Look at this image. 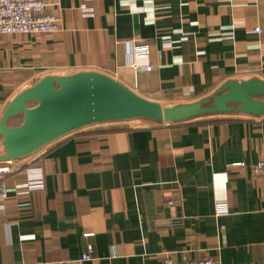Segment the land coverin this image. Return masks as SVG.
<instances>
[{"label": "crops", "instance_id": "1", "mask_svg": "<svg viewBox=\"0 0 264 264\" xmlns=\"http://www.w3.org/2000/svg\"><path fill=\"white\" fill-rule=\"evenodd\" d=\"M44 1L56 32L0 34V122L47 76L103 73L163 106L264 82V0ZM263 156L264 115L72 133L1 176L0 264H264Z\"/></svg>", "mask_w": 264, "mask_h": 264}, {"label": "water", "instance_id": "2", "mask_svg": "<svg viewBox=\"0 0 264 264\" xmlns=\"http://www.w3.org/2000/svg\"><path fill=\"white\" fill-rule=\"evenodd\" d=\"M19 114L23 122L10 126V119ZM224 114L263 116L264 82L231 80L202 100L163 106L103 73L47 76L6 108L0 122L5 149L0 163L28 157L91 126L133 120L172 124Z\"/></svg>", "mask_w": 264, "mask_h": 264}, {"label": "built area", "instance_id": "3", "mask_svg": "<svg viewBox=\"0 0 264 264\" xmlns=\"http://www.w3.org/2000/svg\"><path fill=\"white\" fill-rule=\"evenodd\" d=\"M48 4L44 0H0V34H47L59 29V19L47 13ZM256 32H261L256 29ZM9 162L0 163V198L8 196L10 190L1 181V176L9 173L12 169ZM254 173L264 177V156L254 166ZM168 205L173 206L175 202L169 200ZM92 246L88 247V253L83 259L90 258ZM164 264H219L213 258H201L193 261L178 262L167 257Z\"/></svg>", "mask_w": 264, "mask_h": 264}]
</instances>
